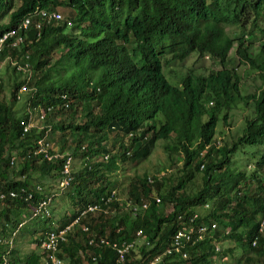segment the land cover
Returning <instances> with one entry per match:
<instances>
[{"label": "trees", "instance_id": "trees-1", "mask_svg": "<svg viewBox=\"0 0 264 264\" xmlns=\"http://www.w3.org/2000/svg\"><path fill=\"white\" fill-rule=\"evenodd\" d=\"M231 1L234 8L226 12L230 0H1V16L7 17L8 22L0 26V37L13 30L18 33L5 43L0 63L11 57L19 65L29 67L25 73L6 63L19 82L7 80L13 87L10 102L0 101V190L29 187L32 174L58 180L57 161L41 162L36 157L42 156H34L33 151L49 126L54 133L60 131L59 153L72 155L75 160L81 158L83 164L76 170L75 187L71 186L74 191L68 194L76 198L77 210L59 221V226L64 227L78 216V210L102 203L112 190H118L115 178L126 163L145 161L157 143L163 141L172 164L182 163L184 176L178 183L163 192L165 182L172 181L166 174L153 178L146 174L136 176L128 184L127 196H118L138 204L148 203L145 212L133 217L114 202L118 213L91 215L83 223L91 227L97 238H107L111 244L132 241L136 232L143 230L153 248L141 249L138 255L132 252L124 264H148L171 245L180 229L176 221L186 209L217 199L210 215L202 217L205 224L209 220L218 224L216 239L235 241L236 249L240 242L244 255L264 257V233H259L264 214V42L254 53L246 44H252L253 37L245 36L247 30L254 36L255 31L264 35V19L259 17L264 0ZM60 8L74 13L71 31L69 19L64 16L59 21L33 16L38 9ZM28 17L30 28L19 29ZM226 23L238 25L243 32L237 37L240 42L236 57L239 63L258 72L262 82L258 94L244 98L239 73L226 67L234 46ZM17 37H23L25 42L14 47ZM192 54L208 56L222 68L208 75L189 71L179 85L170 83L164 60L170 57L184 63ZM25 84L27 91L23 94L29 99L27 113L21 117L14 106L22 98L17 99V95ZM4 87L0 71V94ZM67 101L72 102L68 107ZM249 101L253 102L254 117L246 121L235 142L221 145V140H216L219 122L226 124L228 112ZM34 109L46 111L45 129L24 132L22 122L30 121ZM112 137L114 143L121 141L114 153L108 146ZM246 146L260 147L262 151L249 176L245 170H236L233 159ZM17 153L23 162L17 175L27 176L24 181L9 177L10 158ZM199 173L203 176L202 189L189 195L187 188H194L193 181ZM6 204L10 208L1 216L11 224L14 221L9 213L27 208L23 200H7ZM81 234L71 235L62 251L89 249L90 234ZM255 239L257 247L252 244ZM92 248L98 259H89V263L117 264L115 249ZM184 249L188 257L177 258L174 264H214V247L206 238L199 242L194 237ZM70 257L75 264L78 258ZM28 259L25 264H40L36 253Z\"/></svg>", "mask_w": 264, "mask_h": 264}, {"label": "built area", "instance_id": "built-area-1", "mask_svg": "<svg viewBox=\"0 0 264 264\" xmlns=\"http://www.w3.org/2000/svg\"><path fill=\"white\" fill-rule=\"evenodd\" d=\"M33 16H39L42 19H47L48 21H59L64 19L62 14L58 11H48L43 9L36 10ZM30 17L26 18L18 28L27 31L31 25ZM36 29L37 36L40 37V24L37 23ZM17 33L18 30H13L4 33L0 37V54L2 53L5 43L8 42V39L16 36ZM22 42H25L23 37H17L16 41L12 43V45L16 47ZM9 58L11 66H16L17 70L19 71H25V73L27 72V68L29 67L28 64L23 67L19 65V62L13 58ZM1 66L2 63H0V71ZM29 79L30 78H28V81ZM25 91H27V84L23 85L19 89L17 99H20L21 95ZM69 105H71V103L67 101L65 106L68 107ZM46 117L47 113L44 109H34L30 121L28 123L22 122V125L24 126V132H28L32 128H37L39 131L45 129ZM36 120L39 122V124H36ZM53 137L54 131L49 126L44 137L37 140L33 155L42 156L36 157L40 158L41 162L57 161L56 164H58L60 167V177L57 180L54 188L46 191L43 186L37 185L35 187H23L18 190H9L7 192L0 193V202H4L6 200H23L27 204V211L23 216L26 221V217H28V220H49L52 217L50 207L53 204L55 198L66 192L72 186L75 180V158L72 155L67 157L65 153L60 154L58 148H56L54 142H52ZM83 149H85V147H83ZM51 151L56 153L52 154ZM64 157L66 158L63 160ZM17 164L18 158L15 156L11 159L10 165L16 168ZM149 181L152 182V180ZM118 194V190H112L111 195L107 199L103 200L102 203L99 202L95 204H89L88 206L78 210V216L70 224L62 228L45 231L43 234H41V238L38 240V243H41L39 248H41L43 255L41 264H65L64 260L60 257L62 245L68 243L70 236L76 234L77 232H81L83 234L91 233V227L88 224L83 223L82 220L88 219L91 215L95 217L97 215L108 216L118 213L119 209L114 207V202L119 203L121 211H126L133 217H137L140 213L145 212L149 208L148 203H134L132 200H125L121 198L118 196ZM160 201L161 200L158 198L157 202L159 203ZM205 208H208V205H206ZM176 222L177 224H180V229H178L172 237L171 245L165 248L163 252L152 257L148 264H169L171 261H174L177 258L186 259L188 254L184 249L185 243L191 242L194 237H196L199 242L204 241L206 238V240L214 247V252L220 253L222 251V246L216 239L218 224L214 221L205 224L199 211L187 210L185 211L184 216H181ZM24 223L25 221L17 227V232H19ZM259 233H264V214L260 222ZM97 240L100 242V246L111 247L117 251V264H124L132 252H136L138 255L141 249L153 248L148 238L145 237L143 230H138L136 232L134 240L124 241L117 244H111L107 238H97V236L93 234L92 237H89L88 246L100 247ZM0 243L7 246L6 249L0 253V264H12L11 255L13 241L0 240ZM252 244L254 247H257L258 240L255 239ZM78 253L80 257L85 258L87 256L85 250L80 249ZM92 259L96 261L98 257H93Z\"/></svg>", "mask_w": 264, "mask_h": 264}, {"label": "rangeland", "instance_id": "rangeland-1", "mask_svg": "<svg viewBox=\"0 0 264 264\" xmlns=\"http://www.w3.org/2000/svg\"><path fill=\"white\" fill-rule=\"evenodd\" d=\"M231 6L229 8H225V11H230L234 8L233 2L230 0ZM0 11H1V0H0ZM58 11L67 19L72 20V17L74 16V13L70 9L66 8H60ZM230 16V15H229ZM260 20L263 21L264 19V5L262 6V12H261ZM73 21V20H72ZM8 22V18L5 16H1L0 12V26L2 24H6ZM226 32L232 37L234 40V46L229 54V62L227 63V68H234L236 66V69L238 73L240 74L242 78V84H241V92L244 96L253 95L258 92L259 86L261 85V80L259 79L258 75L255 74V71L251 70L248 65H243L239 63L238 59L236 60V50L238 48L240 40L237 39L240 35H242V30L238 25L235 24H229L226 23L225 25ZM250 28V27H249ZM68 30H72V28H69ZM247 38L253 37V43H246L250 46L251 50L254 53H257L259 48V44L261 42H264V35L261 34L258 31H255V36L253 34H250V30H247L246 35ZM250 42V41H248ZM54 57H56L54 55ZM17 61V60H16ZM6 63H10V58L8 57L6 59V62H2V82L3 86L5 84V87L3 88V92L0 94V101L1 102H10V96L13 92L12 84H9L7 80H11L12 82H19L18 77H16V73L14 72L13 68H8V65ZM164 67H165V75L170 83L173 85H179L181 83V80L186 76V74L189 71H196L198 73H202L203 75L210 74L211 71H218L221 69V65L216 64V62H213L211 59H209L208 56L204 58H200L197 54H192L191 57L184 63L181 62H175L170 59V57H167L164 60ZM12 77V79H10ZM12 88H11V87ZM22 98L16 103L14 106L15 111H17V114L19 116H23V113H27L26 104L28 101V96L25 94L21 95ZM229 114V120L226 124H224L223 121H220L218 124V132L216 135V140L220 141L221 145H224L226 143L232 144V142H235L239 136L242 133L243 128L245 127V123L248 119H251L254 117V107L253 102L249 101V103H240L237 107L233 108L228 112ZM36 124H39L36 120ZM56 130V129H55ZM56 130V133H54L53 142L56 148L59 147L58 140H59V133L60 131ZM55 132V131H54ZM67 132V131H66ZM85 143V142H84ZM83 143V144H84ZM165 142L160 141L157 143L155 148L153 149L151 155L144 161L138 162L136 164H132L131 162H128L124 165V169H121L118 173V176L115 178L117 179V187L119 190V194L121 197L125 198L127 195V187L130 181L134 180L136 176L142 177L143 175H148L149 177L153 178V176H156L161 173V176H166L167 178H172L171 183L165 182V187L163 192L166 190L168 191L173 184H177L178 181L184 176L182 172V163H177L176 165H173L172 162L168 159V153L165 150ZM121 145V141L119 140L118 143H114V139L112 137L111 141L108 143L109 150L111 153H114L115 151H118ZM245 149L239 150L237 154L233 157L234 159V166H237V171H243L245 170L246 176L251 175V173L256 169L257 162L259 161L262 151H260V147H251L246 146ZM17 149H14L12 152L15 154ZM12 154V155H13ZM81 158H77L74 163V169L77 174V169L81 166L82 168V162ZM177 162V159L175 160ZM77 164V165H76ZM82 164V165H81ZM13 172H11L10 176H12ZM202 175L199 173L196 177V179L193 181V184H195L194 188L191 190L190 188H187V191L189 195L198 192L202 189ZM31 183L33 184L35 182L39 183L38 181H41V177L39 174H32L31 175ZM57 181V178H56ZM53 177L50 176V178H46L45 182H42L40 184L46 185L45 183L52 184V182H56ZM75 187V183L73 184ZM54 188V187H53ZM52 188V189H53ZM74 191L73 188H70L67 192H65L62 195V204L56 203L57 200L60 197H57L54 201V203L51 205V213L52 217L49 222L51 225L56 224V220L60 215V212H63V214L66 216L68 213L70 216L72 215L77 208L75 207V200L76 198L71 194L68 195L70 192ZM217 199H214L210 201V205H213V203ZM69 202H71L69 204ZM70 211V212H69ZM170 211V210H168ZM205 213V212H203ZM67 216L65 218H67ZM28 219V217H26ZM21 220V218H18V221ZM49 224L47 222H39V220H33L31 223H27L23 229L24 232V238L27 239L28 234L32 233V230H38L39 228L43 227V229L48 228ZM32 229V230H31ZM81 235V234H80ZM82 236V235H81ZM246 236V235H245ZM22 236H19L17 240H15V249L17 250L19 248V241ZM247 237H250V235H247ZM38 243V239L37 242ZM235 241H224L222 243L224 251L220 254H212L211 255V263L214 264H239L238 262H241L240 264H264V257H259L256 254H245L242 252V249L240 247V242H238V247H234ZM234 247V248H233ZM137 254V253H136ZM249 259H248V258ZM76 264H90L89 262L83 260L82 258H79L78 253H75Z\"/></svg>", "mask_w": 264, "mask_h": 264}, {"label": "clouds", "instance_id": "clouds-1", "mask_svg": "<svg viewBox=\"0 0 264 264\" xmlns=\"http://www.w3.org/2000/svg\"><path fill=\"white\" fill-rule=\"evenodd\" d=\"M63 16V15H62ZM68 25L71 27V28H73V21L72 20H69L68 21ZM247 37V36H246ZM236 58V60H237V57H235ZM221 68H222V66H221ZM228 69H230V68H228ZM232 69H236V66L234 67V68H232ZM237 70V69H236ZM238 72V71H237ZM255 74H257L258 75V77H259V74H258V72H255ZM240 75V74H239ZM241 77V76H240ZM259 79H260V77H259ZM261 80V79H260ZM262 83V82H261ZM241 84H242V78H241ZM261 86V85H260ZM259 86V87H260ZM241 94H242V92H241ZM255 94H258V92L257 93H255ZM255 94H253V95H255ZM242 96L244 97V98H246V97H248V96H252V95H248V96H244L243 94H242ZM72 103V102H71ZM17 157L18 158V164H17V167L16 168H14V167H12L11 165H10V169H9V177H10V179H12V180H14V181H24L25 179H26V177L27 176H21V175H17V171H19L20 170V167H21V164L23 163V162H21V160H20V156L18 155V153H17V155H14L13 157ZM12 157V158H13ZM12 158H10V161H11V159ZM203 168V167H202ZM11 172H13V174H12V176H10V174H11ZM75 174H76V172H75V169H74V177H75ZM46 179V178H45ZM75 181V180H74ZM34 183L32 184H30V186L31 187H35V186H37V185H41V186H43L44 188H45V190L46 191H48V190H51L55 185H56V182H52V184H49V183H47L46 185H43V184H40V183H42V182H39V183H37V182H35V181H33ZM73 185V184H72ZM71 188V187H70ZM69 188V189H70ZM68 189V190H69ZM67 190V191H68ZM7 191H9V190H6V191H1L0 190V193H4V192H7ZM66 191V192H67ZM65 193V192H64ZM64 193H62L61 195H59L58 197H62V195L64 194ZM57 198V197H56ZM55 198V199H56ZM214 200V199H213ZM55 201V200H54ZM210 201H212V200H210ZM209 201V202H210ZM217 201V200H216ZM216 201L213 203V205H210V203L209 202H207V203H204V204H202V205H200V207H193V208H188V209H186L185 211H187V210H196V211H199V213L201 214V217H205L206 215H210V213L212 212V210L214 209V206H215V203H216ZM6 202H7V200L6 201H4V202H0V226H9V230L11 231V234H8L7 235V237H3V238H0V240H6V241H9V240H12L13 241V248H12V255H11V262H12V264H14V262H13V253H14V248H15V238L17 237V235L18 234H20L21 232H22V230H23V228L25 227V225L27 224V223H31L33 220H28L27 219V221L23 218V216L26 214V211H27V209L26 210H24L23 212H19V213H9V215L11 216V218L13 219V224H11L8 220H5V219H3L2 218V216H1V213H2V211H4V210H7L8 208H10V207H8L7 206V204H6ZM54 203V202H53ZM206 205H208V208H205V206ZM26 207H27V204H26ZM203 212H205V213H203ZM21 218V220H19L18 221V218ZM261 219H262V217H261ZM260 219V220H261ZM50 220H51V218L49 219V220H39V222H47V223H49L50 222ZM202 220H203V218H202ZM25 221V223H24V225L22 226V228L19 230V232H17L16 231V229H17V227L21 224V223H23ZM211 221H213V220H209L208 221V223L209 222H211ZM261 222V221H260ZM216 223V222H215ZM219 227V226H218ZM260 227V226H259ZM57 228H62V227H60V226H58V227H56V228H54V227H50V228H48V229H46L45 231H48V230H52V229H57ZM4 230V229H3ZM45 231H42L43 233L45 232ZM217 231H218V229H217ZM217 231H216V235H217ZM42 233V234H43ZM78 233V232H77ZM76 233V234H77ZM81 233V232H80ZM227 233H228V235H229V233H230V229H228L227 230ZM94 233H92V231H91V233H90V237H92V235H93ZM96 235V234H95ZM145 237H146V235H145ZM220 237H222V236H220ZM247 239V238H246ZM88 240H89V238H88ZM219 242H220V244H221V246H222V251L220 252V253H222L223 252V245H222V243H224V240H222V238L219 240ZM67 244V243H66ZM84 245H86L87 246V244H85V241H84V243H83ZM208 244L212 247V249H213V246L208 242ZM6 245L5 244H1L0 243V248H1V250H0V253H2L5 249H6ZM37 247H38V243H37ZM39 248V247H38ZM92 247H89V249H87V250H85V252H86V257L85 258H83V257H80L79 256V250H78V252H75V253H78V256H79V258H82L83 260H85V261H87V262H89V259H92L93 257H98V256H96L94 253V251H96V250H94V248H92ZM82 250V249H81ZM61 252H62V250H61ZM60 252V253H61ZM213 254H219V253H213ZM61 255V254H60ZM42 259H43V255H42ZM61 259H62V257H61ZM93 260V259H92ZM70 261V260H69ZM94 261V260H93ZM97 261V260H96ZM96 261H94V262H96ZM177 260H174V261H171L169 264H174V262H176ZM42 262V261H41ZM64 263L66 264V262H65V260H64ZM71 264H73L72 262H70ZM41 264V263H40ZM75 264H76V262H75ZM91 264V263H90Z\"/></svg>", "mask_w": 264, "mask_h": 264}, {"label": "crops", "instance_id": "crops-1", "mask_svg": "<svg viewBox=\"0 0 264 264\" xmlns=\"http://www.w3.org/2000/svg\"><path fill=\"white\" fill-rule=\"evenodd\" d=\"M46 179H42L41 181H38V182H45ZM47 184V182L45 183ZM62 198L63 197H60L56 203H58L59 205L62 204ZM71 202H69L70 204ZM60 212V215L59 217L57 218L56 220V224L55 225H51L49 224V227H58L59 226V221L62 220L63 218H65L67 215H69V213L65 216L63 214V212L59 211ZM70 212V211H69ZM48 228H45L43 229V227L39 228L38 230H32L33 232L32 233H29L28 234V237L27 239L24 238V232L22 230V232L20 234L17 235V237L15 238V240H17L19 238V236H22L20 241H19V248L16 250L14 248V253H13V262L14 264H25L29 259V256L32 254V253H36L40 256V263L42 261V251H41V248H38L37 247V239L40 240L41 238V234L43 233L42 231H45L46 229ZM4 229V230H3ZM24 229V228H23ZM8 234H11V231L9 230V226H0V238H3V237H7ZM78 235L81 234L80 232L77 233ZM82 235V234H81ZM81 237V236H77V239ZM16 246V244H15ZM1 250V248H0ZM61 256H62V259L65 260L66 264H71L70 263V256L71 255H75V251H65V252H61L60 253ZM87 264V263H86Z\"/></svg>", "mask_w": 264, "mask_h": 264}, {"label": "bare ground", "instance_id": "bare-ground-1", "mask_svg": "<svg viewBox=\"0 0 264 264\" xmlns=\"http://www.w3.org/2000/svg\"><path fill=\"white\" fill-rule=\"evenodd\" d=\"M21 31H22V30H21ZM21 35H23L22 32H21ZM24 35H25V34H24ZM25 36H27V35H25ZM25 36H24V37H25ZM26 42H27V40H26ZM24 47H25V46H24ZM28 53H29V52H28Z\"/></svg>", "mask_w": 264, "mask_h": 264}]
</instances>
